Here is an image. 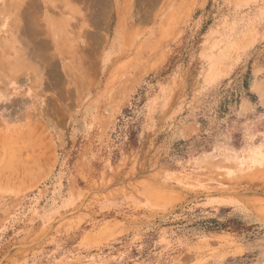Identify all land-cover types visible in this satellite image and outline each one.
<instances>
[{"label": "rangeland", "instance_id": "374dc122", "mask_svg": "<svg viewBox=\"0 0 264 264\" xmlns=\"http://www.w3.org/2000/svg\"><path fill=\"white\" fill-rule=\"evenodd\" d=\"M0 264H264V0H0Z\"/></svg>", "mask_w": 264, "mask_h": 264}, {"label": "crops", "instance_id": "0c3cea01", "mask_svg": "<svg viewBox=\"0 0 264 264\" xmlns=\"http://www.w3.org/2000/svg\"><path fill=\"white\" fill-rule=\"evenodd\" d=\"M12 25L15 26V23H12ZM27 26H30V24H27ZM62 34L64 33L61 32V29L59 28V33L54 35L58 39V41H60L63 37ZM27 63H28L27 69L25 71H22L24 75H22V73L18 75V78L25 77L27 79V83L23 87L19 86L17 94L10 102V104H14L16 101L26 103V107H24L25 110L13 112V108L8 107L7 104L1 106V108L4 109L3 112H1L2 113L1 119L3 120L2 124L4 125L5 130H12V127L14 126L23 127V129L26 126H30V125L32 126L34 123H31V120L33 119L34 116L35 103H37V105L42 103L41 99H42L43 89H38L40 88L39 84H36V81L34 79L35 78L43 79L45 78L46 74L42 71L37 72V75H34L33 73L32 74L29 73L30 70H34V66L29 62ZM14 115H16V117H14Z\"/></svg>", "mask_w": 264, "mask_h": 264}]
</instances>
